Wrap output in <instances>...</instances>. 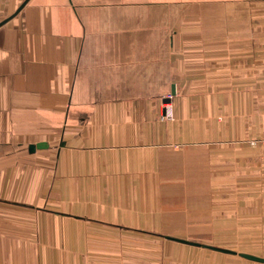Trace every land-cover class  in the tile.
<instances>
[{
  "label": "crops",
  "instance_id": "0c3cea01",
  "mask_svg": "<svg viewBox=\"0 0 264 264\" xmlns=\"http://www.w3.org/2000/svg\"><path fill=\"white\" fill-rule=\"evenodd\" d=\"M24 1L0 0V264H264L168 238L215 245L184 235L159 173L171 150L264 142V0ZM165 86L172 118L81 93Z\"/></svg>",
  "mask_w": 264,
  "mask_h": 264
},
{
  "label": "rangeland",
  "instance_id": "374dc122",
  "mask_svg": "<svg viewBox=\"0 0 264 264\" xmlns=\"http://www.w3.org/2000/svg\"><path fill=\"white\" fill-rule=\"evenodd\" d=\"M93 46L96 51L134 50L130 43L123 42L97 41ZM160 50H166L165 42L160 43ZM116 60L119 61L118 58ZM163 72H166L164 64L161 65V75ZM87 92L93 97L113 98L143 92L153 98L160 109H165L166 117H173L170 105L173 94L167 86L144 91H81ZM258 113L262 114V119L264 109ZM251 143H255L254 152L257 153H251L250 157L245 154L240 162L230 154L219 161L206 146L161 154L159 173L165 180L162 188L164 193L175 197L171 198L175 200H170L168 207L180 209L186 222H189L184 225L187 226L185 236L215 242L212 244L225 248H238L242 252H264V147L262 151L257 150L264 142L255 140ZM215 223L223 227L222 233L210 230Z\"/></svg>",
  "mask_w": 264,
  "mask_h": 264
},
{
  "label": "water",
  "instance_id": "95a60500",
  "mask_svg": "<svg viewBox=\"0 0 264 264\" xmlns=\"http://www.w3.org/2000/svg\"><path fill=\"white\" fill-rule=\"evenodd\" d=\"M27 1L28 0H25L20 5V7L18 8L17 12H19L21 10V8L27 3ZM6 20H8V19H5L3 22L0 23V25L3 24ZM172 94H175V87L174 86L172 88ZM167 101H169V99H167ZM47 146H48V144L45 141H40L38 143L30 144L29 145V150L31 152H34L37 148H45ZM167 237L170 238V239H174V240L180 241V242L189 243V244L198 245V246H203V247L211 248V249H214V250H219V251L233 253V254L238 253L239 255H241V256H243L245 258L256 260V261H260V262H264V257L258 256V255H255V254H251V253H247V252H237L236 250H232V249H229V248H224V247H219V246H215V245L200 243V242H196V241H190V240H187V239L173 237V236H167Z\"/></svg>",
  "mask_w": 264,
  "mask_h": 264
}]
</instances>
